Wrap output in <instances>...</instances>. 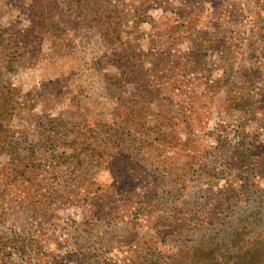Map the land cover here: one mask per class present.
Segmentation results:
<instances>
[{"label":"rangeland","instance_id":"1","mask_svg":"<svg viewBox=\"0 0 264 264\" xmlns=\"http://www.w3.org/2000/svg\"><path fill=\"white\" fill-rule=\"evenodd\" d=\"M263 151L264 0H0V264H264Z\"/></svg>","mask_w":264,"mask_h":264},{"label":"trees","instance_id":"2","mask_svg":"<svg viewBox=\"0 0 264 264\" xmlns=\"http://www.w3.org/2000/svg\"><path fill=\"white\" fill-rule=\"evenodd\" d=\"M219 44H221V46L223 47V48H225V43H222V42H220ZM219 44H217V45H219ZM251 94V95H250ZM253 96V94L252 93H248L247 94V98H246V96H242V97H240L242 100L243 99H245V100H247V99H250V97H252ZM241 143H239V145L241 146V148L242 149H244V148H246L245 150H248V148L246 147V141H244V139H241ZM263 154H264V151H263ZM247 254L249 253L248 251L246 252ZM245 253V254H246ZM2 256H4V254L2 255ZM258 257H260V255L258 254V253H255V260H256V258H258Z\"/></svg>","mask_w":264,"mask_h":264}]
</instances>
